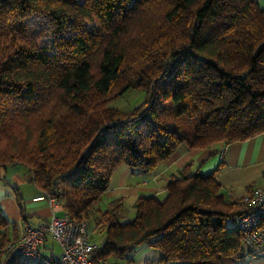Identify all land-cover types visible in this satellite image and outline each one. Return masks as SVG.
<instances>
[{"label": "trees", "instance_id": "trees-1", "mask_svg": "<svg viewBox=\"0 0 264 264\" xmlns=\"http://www.w3.org/2000/svg\"><path fill=\"white\" fill-rule=\"evenodd\" d=\"M33 14L57 33L51 53L29 35ZM130 89L142 92L134 107L109 106ZM262 133L256 0H0V166H24L64 215L85 222L93 259L133 262L144 244L162 252L145 264L260 257L235 228L248 206L222 192V162L172 178L163 199L138 196L130 221L120 220L123 198L104 210L98 203L119 166L153 173L181 144L225 146ZM10 225L0 208V264L16 239Z\"/></svg>", "mask_w": 264, "mask_h": 264}, {"label": "crops", "instance_id": "crops-1", "mask_svg": "<svg viewBox=\"0 0 264 264\" xmlns=\"http://www.w3.org/2000/svg\"><path fill=\"white\" fill-rule=\"evenodd\" d=\"M256 1L260 7H264V0ZM221 162L217 180L227 197L240 199L255 187L264 186V133L225 146L217 144L207 148H189L181 144L153 173L143 174L132 171L130 167L119 166L120 180L113 187L109 202L116 198H123L124 201L127 197L136 200L141 195H154L163 199L165 186L172 178L181 176L185 171L207 174ZM0 208L10 223L15 225V230L10 225L12 232L9 229L8 234L15 232L13 236L16 239L22 234L25 224L47 223L51 217L45 194L33 182L31 172L21 165L0 166ZM57 215H64L63 209L57 211ZM49 239L53 243H47ZM55 245L58 248L55 241L48 237L41 249L42 253L55 257L58 254ZM260 255L252 260L246 257L232 264H264V251ZM161 257L159 249L144 244L134 252L133 263L145 264Z\"/></svg>", "mask_w": 264, "mask_h": 264}, {"label": "built area", "instance_id": "built-area-1", "mask_svg": "<svg viewBox=\"0 0 264 264\" xmlns=\"http://www.w3.org/2000/svg\"><path fill=\"white\" fill-rule=\"evenodd\" d=\"M51 209V217L47 223L25 224L22 234L10 241L5 248V259L2 264H13L21 257L27 264H133L130 261L109 262L93 259L94 244L89 239V231L85 222L76 223L67 215L58 216L57 211L63 209L58 196L45 194ZM248 206L235 225L245 243L261 252L264 251V186L255 187L251 193L241 197ZM50 237L59 247L55 257L46 256L41 249Z\"/></svg>", "mask_w": 264, "mask_h": 264}, {"label": "rangeland", "instance_id": "rangeland-1", "mask_svg": "<svg viewBox=\"0 0 264 264\" xmlns=\"http://www.w3.org/2000/svg\"><path fill=\"white\" fill-rule=\"evenodd\" d=\"M27 21L32 26L31 32L29 33L31 39L34 40L39 47L45 49L48 53H51V50L53 48L52 46L53 39L55 36H57V33H55L53 30H51L48 27V25L46 24V19L44 18V16L40 14L31 15L30 17L27 18ZM65 34H69V31L65 32ZM141 96H142L141 91L136 89H130L124 92L122 95L115 98L114 100L110 101L109 106L119 110H127L129 108L134 107L139 102ZM120 167L113 171L110 177L109 187L102 194L100 198V201L98 203V208H100L101 210H104L105 204L110 200L108 198L109 195L113 192L112 191L113 187L120 180V174H119L121 171ZM132 171H136V170L132 169ZM134 204H135V199H132L131 197H127L124 199L122 205L120 206V211H119L121 221L124 222L130 221L134 218L136 211ZM90 233H92L90 234V238L92 239V241L101 238L100 233L96 231ZM47 243H53V242L49 239ZM56 249L58 253L59 247L58 248L56 247ZM168 264H179V263L170 262Z\"/></svg>", "mask_w": 264, "mask_h": 264}]
</instances>
